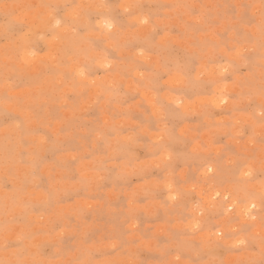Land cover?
Wrapping results in <instances>:
<instances>
[{
    "label": "rangeland",
    "instance_id": "1",
    "mask_svg": "<svg viewBox=\"0 0 264 264\" xmlns=\"http://www.w3.org/2000/svg\"><path fill=\"white\" fill-rule=\"evenodd\" d=\"M3 2L93 5V13L107 11L100 6L110 4L112 15L127 23L134 21L123 16L122 6L141 5L134 11L149 23L136 28L126 23L111 36L102 29L73 38L63 25L50 33L47 23L33 20L35 11L28 12L24 33L37 51L31 65L5 59V47L24 34L5 41L0 30V259L15 258L12 250H3L5 236L32 252L41 244L44 258L53 260L86 259L97 249L99 259L135 264H171L177 254L180 264H240L247 259L248 252L229 250L234 241L227 234L250 224L257 242L264 235L258 198L264 180L257 66L261 0ZM184 5L204 6L201 12L208 23L201 24L200 31L185 29L197 18L177 7ZM232 5L253 7L237 9L241 15L234 18ZM76 11L70 8L68 14ZM250 17L254 23L249 25ZM102 19L93 16V29ZM79 22L87 24L89 18L81 15ZM154 26L167 27L154 34ZM233 28L251 34L252 42L237 44L251 58V73L226 51L236 43ZM90 40L101 43L93 47ZM129 41L138 46H125ZM93 58L99 62L94 75L80 81L75 69ZM178 64L195 70L185 77L177 72ZM141 72L144 78L138 86ZM249 94L257 95L255 104H249ZM246 164L254 169L251 179L242 175ZM209 166L212 173L206 171ZM13 180L21 189L17 195L29 207L23 222L6 224L11 197L6 199L3 185ZM245 190L257 194L255 221L243 217V204L230 210ZM217 192L221 197L213 200ZM229 193L233 199L225 202L223 196ZM173 195L178 198L171 199ZM33 205L39 208L35 214ZM20 212L17 207L15 213ZM195 219L203 222V231L188 228ZM29 223L31 231L39 233L35 239L28 236ZM216 231L226 234L218 243L211 235Z\"/></svg>",
    "mask_w": 264,
    "mask_h": 264
},
{
    "label": "snow or ice",
    "instance_id": "2",
    "mask_svg": "<svg viewBox=\"0 0 264 264\" xmlns=\"http://www.w3.org/2000/svg\"><path fill=\"white\" fill-rule=\"evenodd\" d=\"M93 5H69V4H47V3H41V4H21V3H7L3 2V0H0V10H2L3 15V24H0V30L3 32V38L5 41H9L12 39V37L18 33L24 34L21 36L19 42H13L11 47L6 46L4 49V55L5 59L11 62H18L24 65H31L36 57H37V51L35 47L31 44V42L26 38L28 34L24 33V29L27 25V19H28V12L35 11V16L33 17L34 21H39L42 23H47V28L50 33H55L56 29L61 28L63 25L65 28L66 34H70L71 37H81L84 33L88 32L89 30H102L107 29L108 35L111 36L112 31L114 28L119 27L123 29L125 27V24L127 23L122 17H117L115 15H112V8L113 5L105 4L100 6L103 9H106L107 11L103 12H96L93 13ZM121 7V6H117ZM123 7V16H130L133 18L132 23H127V27L129 28H136L140 25H146L149 23V20L147 17H144L142 15H137L134 11V9L141 8V5H127L122 6ZM177 7H185L187 8L188 14L196 17L197 21L195 24L189 26L185 24V29L188 27H191L194 31H200L201 24H207V16L205 13L201 12V8L204 6H197V5H184V6H177ZM253 7V5H232V13L233 17L237 18L241 14L237 12V9H248ZM75 8L78 9L74 14L69 15L68 9ZM44 10V11H40ZM87 16L89 18V22L87 24H81L80 16ZM99 16L102 17V21H97L99 28L93 29L91 20L93 16ZM244 15H247L245 12ZM259 24H258V33H259V62L258 67L260 69V90L258 93V99H259V115L261 117V126L264 127V0H261L260 10H259ZM254 23V17H250L247 20V24ZM167 26L165 27H159L154 26L153 27V33L159 34V32H162L165 30ZM174 30V29H173ZM227 31V29L225 30ZM233 33H236V43L231 48H227L226 51L229 54H234L236 57H238L240 60H242L245 64L248 65L250 73L253 69V63L251 61V58L247 54V50L240 51L237 47V44L240 43H249L252 42L251 34L245 33V32H239L237 33V30L235 28L232 29ZM185 33H180V36L183 37ZM43 39V36L40 37ZM90 45L93 47H99V44L101 42L90 40ZM125 46H131V47H137L138 45L134 44L133 42L129 41L126 42ZM253 51H255V48H253ZM106 52V50H105ZM140 55H144L143 51L140 52ZM105 60H107V54H105ZM99 62L93 58V60L88 63L86 62L83 66H78L75 69V76L79 77L80 81H88V78L90 76L94 75V69L96 65ZM188 61L185 62V66L187 65ZM233 65L235 64V61L232 62ZM107 67V65H104ZM167 67V65L165 66ZM177 72L181 75L187 77L191 71H194V68L185 70V67H181L179 64L177 65ZM222 71L226 73L228 71L227 68H223ZM154 75H157L156 73H153ZM66 75V74H65ZM141 81L138 82V86L140 83H142L144 78V73H140ZM158 78H162L159 77ZM94 84L95 81H92ZM20 85L17 84L16 87H19ZM6 99H11V97H6ZM99 99V97H98ZM224 102L223 100L221 101ZM249 104H255L257 102V95L249 94L248 97ZM157 103L160 105V109L162 111L165 110V106L162 102L157 101ZM19 127V125H17ZM110 135V133H109ZM129 142L133 143L134 138L129 137ZM261 144L264 145V139L261 140ZM167 150V149H165ZM260 151L264 153V147H261ZM106 154V153H105ZM166 159H171V152L168 153V156ZM254 159V157L250 158ZM20 163H28V161L21 160ZM262 164H264V160L261 161ZM247 167V171H243L242 175L244 177H247L249 179L254 177V169L250 165H245ZM207 173H212L213 168L207 167L206 169ZM262 172H264V169H262ZM9 174L13 177H15V171L13 168H9ZM32 179L36 180V172L35 169H33L31 173ZM103 179V178H101ZM39 187V184L36 185ZM5 189L6 199L11 197V205H6V217L10 215V219H6V224H14L23 222L25 220L26 216V209L29 207L27 204L23 202V199L17 195L21 189H18L16 183L13 181H6L3 185ZM167 187L171 190L173 185L172 183H169ZM27 188V180L24 182V191L26 193ZM221 197V193L217 192L216 195L213 197V200L219 199ZM178 197L176 195H173L171 199L176 200ZM258 198L260 201L261 208L264 209V180L261 181V191L258 194ZM233 196L231 193L224 195L223 200L226 202L228 200H232ZM257 194L254 192H250L245 190L243 198H241L239 195L236 196V198L233 201L232 209L234 210L235 207L238 204L245 205L241 212L243 217L250 219L251 221H255L257 217L253 215V210L256 208V201ZM249 201H251V204L249 206ZM19 207L21 209V212L19 215L15 213V209ZM31 211L33 214L39 211V208L36 206L31 207ZM204 212L203 210L200 211V216H203ZM261 225L264 227V216L261 217ZM29 232L28 236L30 239H35L39 233L32 232L31 231V223L27 225ZM252 225L250 224H244L241 225L238 229L231 230L227 237L229 239H232L234 242L229 246V250L234 251H246L249 253V256L247 259L240 261V264H264V235H261L259 238V241L257 242L256 236L253 235L250 231ZM188 228L192 232L197 231H203L204 226L203 222L199 219H195L194 223H191L188 225ZM211 235H214L216 237V243H218L221 240L225 239V233L221 231H216L214 233H211ZM211 235L209 238V243H213L211 240ZM18 241H22L24 239L23 236L17 238ZM36 251L32 252L30 247L22 246L21 243H17L14 241H11L5 236L4 242H3V250L7 253L9 250H12V253L14 255V259H0V264H135V261H118L115 259H99L98 256L101 255L100 251L97 249L95 253L89 252L88 258H70L67 260H53V259H45L44 258V247L41 244L34 245ZM117 245H113V248L115 249ZM39 257V258H37ZM258 257V258H257ZM181 255L177 254L175 257V260L171 262V264H180ZM205 264H213V262H205ZM218 264H223V261L218 262Z\"/></svg>",
    "mask_w": 264,
    "mask_h": 264
},
{
    "label": "bare ground",
    "instance_id": "3",
    "mask_svg": "<svg viewBox=\"0 0 264 264\" xmlns=\"http://www.w3.org/2000/svg\"><path fill=\"white\" fill-rule=\"evenodd\" d=\"M122 2V1H121ZM99 36V35H98ZM203 36V35H202ZM34 38V37H33ZM157 39V38H156ZM46 52V51H45ZM226 53V52H225ZM105 59V58H104ZM238 59V58H237ZM54 62V61H53ZM73 64V63H72ZM210 65V64H209ZM20 66H21V64H20ZM230 67V66H229ZM215 68V67H214ZM200 72V71H199ZM217 72V71H216ZM201 73V72H200ZM173 84V83H172ZM148 92V91H147ZM177 96V95H176ZM168 97V96H167ZM173 97V96H172ZM206 97V96H205ZM219 100V99H218ZM221 101V100H220ZM177 104V103H176ZM214 105V104H213ZM215 106V105H214ZM251 202V201H250ZM231 204H232V202H231ZM250 206V205H249ZM241 209V208H240ZM242 217V216H241Z\"/></svg>",
    "mask_w": 264,
    "mask_h": 264
}]
</instances>
